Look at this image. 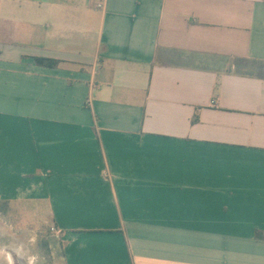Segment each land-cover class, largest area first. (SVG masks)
I'll return each instance as SVG.
<instances>
[{"label":"crops","instance_id":"obj_1","mask_svg":"<svg viewBox=\"0 0 264 264\" xmlns=\"http://www.w3.org/2000/svg\"><path fill=\"white\" fill-rule=\"evenodd\" d=\"M0 199L62 264H264V0H0Z\"/></svg>","mask_w":264,"mask_h":264},{"label":"rangeland","instance_id":"obj_2","mask_svg":"<svg viewBox=\"0 0 264 264\" xmlns=\"http://www.w3.org/2000/svg\"><path fill=\"white\" fill-rule=\"evenodd\" d=\"M0 203V208H1ZM29 205V203H17L13 202L11 207H8L7 211H3L0 209V228L9 229L12 228L15 230L22 229V231H16V235L27 241L28 237L32 234L37 236V241L35 246L32 248L33 252L38 256L37 264H62V256L54 247L50 244V254H47L46 250L41 244L42 239H46L47 232H45L46 228L49 227L48 221H45V209L39 212V219L41 220L39 224H30L26 223L28 220V213L33 211ZM17 212H20L26 217L24 218L25 221H21ZM42 216V218H40ZM44 216V217H43ZM47 219V218H46ZM5 242H7L5 240ZM0 264H7L6 259L3 256H0ZM18 264H24V261H18Z\"/></svg>","mask_w":264,"mask_h":264},{"label":"clouds","instance_id":"obj_3","mask_svg":"<svg viewBox=\"0 0 264 264\" xmlns=\"http://www.w3.org/2000/svg\"><path fill=\"white\" fill-rule=\"evenodd\" d=\"M16 231L22 229L0 228V256L6 259L7 264H18V261H24V264H37L39 258L32 250L37 236L32 234L25 241L16 235Z\"/></svg>","mask_w":264,"mask_h":264},{"label":"trees","instance_id":"obj_4","mask_svg":"<svg viewBox=\"0 0 264 264\" xmlns=\"http://www.w3.org/2000/svg\"><path fill=\"white\" fill-rule=\"evenodd\" d=\"M37 62L39 64H42V65H47V66H51V67H56L59 63V61L57 60H47V59H44V60H37ZM195 121V120H193ZM0 203H1V210L3 211H7L8 210V207H9V203L5 200H2L0 199ZM41 244L42 246L44 247V249L46 250L47 254H50V240L46 237V239H42L41 241Z\"/></svg>","mask_w":264,"mask_h":264},{"label":"built area","instance_id":"obj_5","mask_svg":"<svg viewBox=\"0 0 264 264\" xmlns=\"http://www.w3.org/2000/svg\"><path fill=\"white\" fill-rule=\"evenodd\" d=\"M98 6H99V7H102L101 4H99ZM51 232H52L54 235H56V236H60L62 231H61L60 229H58L57 227H53V228H51Z\"/></svg>","mask_w":264,"mask_h":264}]
</instances>
